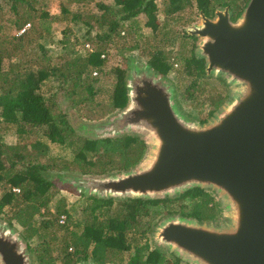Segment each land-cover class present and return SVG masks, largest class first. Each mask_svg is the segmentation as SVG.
I'll return each instance as SVG.
<instances>
[{
    "label": "trees",
    "instance_id": "16d2710c",
    "mask_svg": "<svg viewBox=\"0 0 264 264\" xmlns=\"http://www.w3.org/2000/svg\"><path fill=\"white\" fill-rule=\"evenodd\" d=\"M68 2L81 4V12L85 13L83 18L77 13L71 14L64 7L58 21L68 17L80 20L88 28L81 45L89 44L92 49L61 55L66 59L59 63L57 60L60 57L53 61L52 55L40 44L41 39L49 37L51 22L43 20L44 12L35 8L39 2L0 0V133L6 126L12 125L19 142L4 144L0 134V185L5 184L0 196V211L5 206L9 207L12 214L6 219L8 225L21 229L20 236L37 264H56V260H60L61 264L82 261L115 264L120 262L121 254L129 250L133 252L129 264H182L172 253L168 254L158 247L150 248L149 244L156 226L153 221L162 215L158 208L175 199H126L116 202L113 198L100 199L81 194L79 206L82 207L83 220L73 228L70 223L75 205L69 206L64 199L55 200L58 190H72L66 186L57 188L55 181H59L51 179L50 172L102 176L128 171L144 157L146 147L137 136L91 139L76 135L59 100L64 96L77 112L98 103L109 106L108 110L112 112L122 109L127 101L125 70L107 66L109 51L114 49L123 54L124 51L145 50L138 43L140 34L133 23L139 15L145 16V26L155 34L161 26L156 17L154 0H113L114 6L98 4L97 12L89 8L90 0ZM218 2L220 0H164L163 5H167L164 12L168 17L179 16L192 5L197 11L207 14ZM247 2L242 1L239 7L236 2L229 3L236 10L245 7ZM37 11L41 13L37 15ZM127 21L131 23L126 27ZM164 23V27L168 26L166 20ZM164 35L158 43L148 45L151 49L148 63L160 74L167 75L173 65L167 63L170 56L162 50L165 44H169ZM128 37L130 42L124 45ZM119 43L120 49L117 48ZM76 45L75 40L73 46ZM184 45L190 43L184 42ZM188 56H191V49L190 54L178 57L182 60L184 74L191 79L183 96L193 103L196 80L203 76L204 62ZM107 75H111V83L106 88H100V82ZM190 89L193 91L188 93ZM222 103L220 94L210 95L208 119ZM35 133L40 134L42 139L31 141L29 146L21 142ZM47 141L68 148L71 159L55 162L47 158ZM187 197L191 209L184 212L186 207L182 206L183 211L178 212L180 216L199 223L211 222L217 219V215L219 217L220 211L206 190H186L177 201ZM209 204L212 206L209 207ZM36 217L41 220L38 222ZM61 217H64L63 223H60ZM49 233L50 240L58 246L56 257L48 251L46 238ZM34 239L38 241L35 246L32 244ZM145 253L146 258L141 261Z\"/></svg>",
    "mask_w": 264,
    "mask_h": 264
},
{
    "label": "water",
    "instance_id": "95a60500",
    "mask_svg": "<svg viewBox=\"0 0 264 264\" xmlns=\"http://www.w3.org/2000/svg\"><path fill=\"white\" fill-rule=\"evenodd\" d=\"M198 19L185 29L197 39L194 58L204 62V78L228 88L213 115L204 123L188 118L172 82L131 59L125 106L83 128L91 139L137 136L146 147L142 160L108 176H50L100 199H177L193 188L214 191L225 225L170 214L154 228L156 246L188 264H264V0H249L234 22L229 7L216 9L212 19L200 12ZM30 263L25 241L0 222V264Z\"/></svg>",
    "mask_w": 264,
    "mask_h": 264
},
{
    "label": "rangeland",
    "instance_id": "374dc122",
    "mask_svg": "<svg viewBox=\"0 0 264 264\" xmlns=\"http://www.w3.org/2000/svg\"><path fill=\"white\" fill-rule=\"evenodd\" d=\"M39 2V5L36 6L35 8H40L41 11L44 12L43 20H47L48 22H51V33L48 34L49 37H44L43 39L40 40V44L43 47L45 51H47L49 54L52 55V60L56 61L57 57H60V60H57L59 63H62L65 61V57H61V55L67 56L70 53H75V52H82L83 49H88L91 50L92 46L89 44H84V46L81 45L83 40L85 39L87 35V30L88 28L80 22V20L75 21L71 20L70 17L59 20V16L61 17L62 14V9L64 7H67L70 11L71 14H79L81 18H83L82 15H84V12L82 11V6L81 4H76L74 2L69 3L68 0H37ZM249 1V0H248ZM231 3L236 2L238 6L241 4V0H231ZM248 3V2H247ZM98 4H103L106 6H114L113 0H90L89 2V8L97 12V5ZM156 8V17L160 21L159 25L160 29L156 34L153 32V30L150 27H146L145 23V16L144 15H139L135 17L133 20V23L138 27L140 37L138 39V43L141 47H144L145 50L138 49V50H132V51H124L123 54L117 53V50L111 49L109 51V55L107 56V66L115 67L118 66L120 68H123L125 70V76L127 75L126 71V63L127 61H130L131 59H134L137 61L139 64H146L149 65L148 63V55L151 52V49L148 48V45H153L156 42L158 43L159 40H161L162 35L166 33L165 39L168 40V45H164V47L169 48L170 53V60L171 58L174 57V53L176 52V49H179V51L183 55H188L190 54V45H184V39L182 38V31L183 29L189 28L191 24H196L199 22V19L197 18V11L195 10L194 5H192L189 9H186L183 11L179 16L177 15H170L166 16L164 10L167 9V5H163L160 3V0H156L154 2ZM247 5V4H246ZM41 11H37V15L41 13ZM91 11V13H93ZM166 20L168 26L164 27L163 24L164 21ZM176 20V21H175ZM174 21V22H173ZM126 27L128 26L129 21L125 22ZM133 24V25H134ZM162 31H164L162 33ZM173 31H175L173 33ZM103 32L102 34H104ZM151 34L154 35V37L151 36ZM77 41V45L73 46V42ZM130 42L129 37L125 40L124 45H128ZM190 42V41H189ZM191 43V42H190ZM112 44V42L110 43ZM196 44V43H195ZM162 45V43H161ZM121 43L118 44V49H120ZM186 57V56H185ZM179 58V57H178ZM182 60L179 59V61H176L175 66H173L172 70L167 73V78L170 82H172L174 86V93H175V101L182 111L184 115H186L188 118L192 119L193 121L200 122V121H207V112L210 109V95L215 96V94H220L223 98V102L225 100V97L227 96L228 88L226 84L213 77H208L204 78L203 76L199 79L196 80V92L194 93L196 96L193 98V103L190 102L188 98H184V94L186 93V88L189 87L190 83L189 81L191 80L186 74H184L185 70L183 65L181 64ZM151 66V65H150ZM110 67V68H111ZM112 77L111 75H107L105 79L103 78L102 81L100 82L99 87L100 88H106L110 83H111ZM193 89H190L188 93H191ZM210 94V95H209ZM63 96V95H62ZM100 100L103 99L102 96L99 98ZM61 109L63 110V113L66 116V119L69 123V125L72 127L74 130V133L76 135L90 138L89 136L84 135V133L87 131L84 129L87 126H92L96 124H100L108 120V118L116 113L117 111H110L108 110L109 106H104L102 103L101 104H96L90 106L87 110L81 109V111L77 112L75 108L71 107L68 103L67 100H65L64 96L59 100ZM102 105V106H101ZM220 107V106H219ZM218 107V108H219ZM217 108V109H218ZM90 110V111H89ZM84 126V128H83ZM17 129V127H16ZM1 134V142L2 143H12L13 142L17 143L18 139L15 134V127L14 126H9L5 127V130L0 133ZM40 134H30L26 139L21 140V142H25V145L29 146L31 141L37 139L41 140L42 138L39 137ZM19 143V142H18ZM49 149H48V155L47 158H52L55 160V162H59L62 160H69L72 157V154L70 150L66 147H60L57 144H51L48 143ZM57 172H50V174H55ZM119 173V171L117 172ZM49 174V176H50ZM61 174V173H60ZM70 175H76V176H81L76 173H69ZM116 174V172L104 175H113ZM86 176H95V175H86ZM54 179V178H51ZM56 187L59 188L60 184L56 183ZM5 184L0 185V196L2 195L3 189H4ZM14 192L17 193V190L14 189ZM58 194L55 198V200L59 199H64L66 203L70 205H75L73 206V211H72V217L73 221L70 223V226L73 228L74 225L79 223L81 220H83L82 217V207L79 206L81 203L80 201V193H77L75 191H66L64 189L58 190ZM214 199V205L217 207V209L220 211V215L217 219L212 223L213 225H225L227 223V219H225L222 215L223 208L219 206L218 208V203H220V200L218 196L214 193V191L211 190H206ZM116 202L123 201L120 199H115ZM187 202L186 200L179 202L177 199H175L172 203H168L166 206H160L158 208L159 211H162V215L158 217L153 223L157 224L161 222L160 220L164 217H166L169 214H178L180 210V206L182 209V206L186 207L184 212H187L188 210L191 209V204L190 203H185ZM116 207V206H115ZM43 212V210L41 211ZM165 214H164V213ZM11 210L9 209L8 206H5L2 211H0V222L8 224L7 218L11 216ZM36 220L39 222L41 220L40 217H36ZM13 229L20 235L21 229L17 227H13ZM40 233L44 234L43 231H40ZM45 235V234H44ZM21 237V236H20ZM22 238V237H21ZM51 234H48V237L46 238L47 244H48V251L52 254L53 257H56V252L55 250L57 249L58 246L55 245L53 241L50 240ZM38 241L36 239L33 240L32 244L35 246V244ZM149 244L150 248H156V244L154 242L153 235L149 238ZM168 254H170L168 251H165ZM31 263L30 264H37L34 261V256L31 252L28 251ZM146 253L141 257V261H144L146 258ZM133 252L131 250L129 251H124L121 254V259L120 262L117 261L115 264H129V259L132 258ZM90 262V261H89ZM182 264H188L185 261H181ZM56 264H61L60 260H56Z\"/></svg>",
    "mask_w": 264,
    "mask_h": 264
},
{
    "label": "flooded vegetation",
    "instance_id": "af4514ba",
    "mask_svg": "<svg viewBox=\"0 0 264 264\" xmlns=\"http://www.w3.org/2000/svg\"><path fill=\"white\" fill-rule=\"evenodd\" d=\"M156 0H154V2H155ZM241 1H244V0H241ZM230 2V0H220V2H218L217 4H216V6L215 7H213L212 8V10H211V12H208L207 14H204L205 15V17H207V18H209V19H212L213 18V15H214V12L216 11V9H219V8H224V7H229V9H230V20L231 21H235L240 15H241V13H242V11H243V9L246 7H243V8H240V9H234V7L231 5V3H229ZM160 3H164V0H160ZM227 3H229V4H227ZM214 5H215V3H214ZM194 7H195V5H194ZM239 7V6H238ZM195 10H196V8H195ZM197 11V10H196ZM199 13H200V11H197V18H198V15H199ZM176 21V20H175ZM174 22V21H173ZM194 24V23H193ZM193 24H191V26L193 25ZM183 32H184V34H182V35H184L183 36V39H184V41L185 42H187V43H190V49H191V56H188V57H192V56H194V46H195V43H196V41H197V39L195 38V37H191V36H187L186 34H185V29H183ZM151 36L152 37H154V35L153 34H151ZM190 41V42H189ZM154 45V44H153ZM162 45H163V42H162ZM161 45V46H162ZM162 50H163V52L165 53V54H167V55H170V53L168 54V52H169V48L168 47H163L162 48ZM179 55H183L180 51H179V49H176V52L174 53V57L173 58H171V60L169 59V61L167 62L168 64H170V65H173V66H175L176 64H174V63H176V61H179V58H178V56ZM181 57H183V56H181ZM147 60H151V58H150V56L148 55V59ZM204 64V63H203ZM150 65V64H149ZM152 67V66H151ZM163 75V74H162ZM165 77H167V78H169L167 75H164ZM184 200H186L187 202H185V203H190V199L187 197V198H185V199H183V200H178L179 202H182V201H184ZM169 203H172V202H169ZM168 204V203H167ZM166 204V205H167ZM212 206V204H209V207H211ZM180 210H182L181 209V206H180ZM180 210H179V212H180ZM183 211V210H182ZM215 221V220H214ZM214 221H211V222H204V223H214Z\"/></svg>",
    "mask_w": 264,
    "mask_h": 264
},
{
    "label": "built area",
    "instance_id": "2783aa9c",
    "mask_svg": "<svg viewBox=\"0 0 264 264\" xmlns=\"http://www.w3.org/2000/svg\"><path fill=\"white\" fill-rule=\"evenodd\" d=\"M63 221H64V217L61 218L60 223H63Z\"/></svg>",
    "mask_w": 264,
    "mask_h": 264
},
{
    "label": "clouds",
    "instance_id": "9594fccd",
    "mask_svg": "<svg viewBox=\"0 0 264 264\" xmlns=\"http://www.w3.org/2000/svg\"><path fill=\"white\" fill-rule=\"evenodd\" d=\"M219 9H221V8H219ZM62 218V217H61ZM61 220V219H60Z\"/></svg>",
    "mask_w": 264,
    "mask_h": 264
}]
</instances>
